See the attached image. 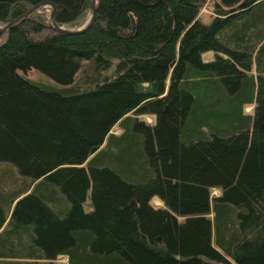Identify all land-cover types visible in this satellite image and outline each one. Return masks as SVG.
Instances as JSON below:
<instances>
[{
    "label": "trees",
    "instance_id": "1",
    "mask_svg": "<svg viewBox=\"0 0 264 264\" xmlns=\"http://www.w3.org/2000/svg\"><path fill=\"white\" fill-rule=\"evenodd\" d=\"M44 1L65 27L91 5L0 0V20ZM0 264H264V0H98L85 34L12 27Z\"/></svg>",
    "mask_w": 264,
    "mask_h": 264
},
{
    "label": "water",
    "instance_id": "2",
    "mask_svg": "<svg viewBox=\"0 0 264 264\" xmlns=\"http://www.w3.org/2000/svg\"><path fill=\"white\" fill-rule=\"evenodd\" d=\"M97 4H98V0H91V5L89 8V10H90L89 19L86 22V24L79 29H69V28H66L64 26H60L56 21L57 10L54 14H52L51 19H50V23L48 26L56 32H60V33L67 34V35L85 34L95 25V22L97 19ZM47 5L56 7L54 2L44 1L38 5L32 6L30 9H28L25 13H23L19 17H16L13 19L0 20V34L3 32H6V31L9 33V31L11 30L12 27H14L15 25L21 23L22 21L32 17L33 14L36 12V10H38L40 8H44V6H47Z\"/></svg>",
    "mask_w": 264,
    "mask_h": 264
},
{
    "label": "rangeland",
    "instance_id": "3",
    "mask_svg": "<svg viewBox=\"0 0 264 264\" xmlns=\"http://www.w3.org/2000/svg\"><path fill=\"white\" fill-rule=\"evenodd\" d=\"M211 11H212L211 6H207V7L203 8L202 13H201V18L204 22L210 21ZM55 12H56V7L47 5V6H44V8H40V9L36 10V12L33 14V16H40L47 23V25H49L51 16ZM89 12H90V10L87 12V15L81 20V22L79 23L80 25H76L74 27L66 26V28L79 29V28L83 27L89 19ZM7 36H8L7 31L0 34V44L6 40ZM212 56H213V53L209 52V53L204 54L203 58H204V60H209L212 58ZM28 77L32 78V79H39V74L36 72H30L28 74ZM245 111L247 113L253 112V106L247 107ZM140 119L144 120V122L153 123V118H151L149 116H140ZM112 132L115 134H121L122 129H120V127L117 125L113 128ZM219 194H220V190H218V189L212 190V196L213 197L218 196ZM155 204L159 205L160 202L155 200ZM88 205H89V202H87V204H86V209H88V207H89ZM89 209H90V207H89ZM58 261L64 262L65 259L63 258V259H60Z\"/></svg>",
    "mask_w": 264,
    "mask_h": 264
}]
</instances>
